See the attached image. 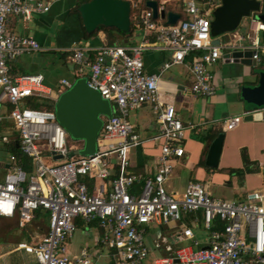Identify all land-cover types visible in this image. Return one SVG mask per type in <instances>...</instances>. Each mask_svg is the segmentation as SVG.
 Here are the masks:
<instances>
[{
	"label": "built area",
	"instance_id": "built-area-1",
	"mask_svg": "<svg viewBox=\"0 0 264 264\" xmlns=\"http://www.w3.org/2000/svg\"><path fill=\"white\" fill-rule=\"evenodd\" d=\"M56 1L0 0V104L9 106L5 114L0 112V142L10 134V140L32 162V170L27 172L11 153L0 168V216H16L21 227L38 212L48 216L42 237L34 244L20 243L18 248L33 254L36 264H144L149 249L143 225L157 219L180 221L184 213L201 210L207 225L218 220L222 230L211 231L207 247L180 248L174 256L157 259L155 264H176V260L178 264H264V187L233 201L213 197L199 182H190L181 196L167 190L175 162L185 155L186 126L175 105L160 99L159 76L148 73L143 60L150 51L168 53L161 68L166 72L192 56L190 92L211 97L216 93L212 67L224 53L251 50L253 61L263 60L264 21L252 14L245 33L221 37L215 45L210 24L221 0H183L186 17L175 24L154 18L151 9L140 10L138 2L130 0L131 17L133 13L143 35L140 42L106 43L95 48L83 41L67 48L77 70L73 80L61 79L58 93L70 88L77 78L86 77L89 86L112 106V116L103 117L96 152L81 156L70 153L76 148H69L68 134L57 121L54 106L46 110L25 104L31 97L47 98L44 75H13L10 64L24 53L42 50V46L33 36L11 30L9 18L29 21L33 15L48 13ZM164 9L161 4L159 10ZM145 104L153 105L158 126L153 139L161 142L159 167L148 176L129 170L131 150L144 142L130 115ZM241 119L227 118L224 128L234 129ZM44 150L50 159L44 157ZM77 219L98 223L102 231L99 243L107 249L108 262L87 248L69 254L68 241ZM183 234L191 237L192 231L185 228Z\"/></svg>",
	"mask_w": 264,
	"mask_h": 264
},
{
	"label": "crops",
	"instance_id": "crops-1",
	"mask_svg": "<svg viewBox=\"0 0 264 264\" xmlns=\"http://www.w3.org/2000/svg\"><path fill=\"white\" fill-rule=\"evenodd\" d=\"M136 1L140 10L149 9L146 6L147 0ZM156 1L159 6L164 4L166 13L179 15L178 21L186 17L183 0ZM78 3V0H58L46 14L33 15L26 22L20 17L11 16L8 22L11 30L33 36L42 46L40 51L24 53L12 60V74H43L49 92L46 99L53 104L60 95L58 87L61 79L73 80L77 70V66L69 59L67 48L70 46L60 45L57 36L68 13ZM158 18L162 19L160 16ZM163 20L166 22L167 17ZM132 22L135 26L133 36L117 38L118 45L135 44L142 40V31L136 26L133 13ZM248 22L249 18L244 19L236 31L223 35L222 39L245 33ZM261 36L264 42V31ZM86 42L98 48L108 43V34L99 30ZM57 56L58 60L55 59ZM168 57V53L159 51H150L143 56L145 70L159 76L160 99L175 105L178 117L186 126L183 140L185 155L175 162L174 172L166 181L167 190L181 196L190 182H199L206 186L213 197L233 201L243 200L247 193L263 188L264 158L261 157L264 156V120H244L245 114L254 107L247 105L241 97L243 86L257 85L258 79L253 72L255 66L243 62H225L222 58L212 67L215 95L193 96L190 92L192 56L187 58L185 64L162 72V64ZM233 116H241L242 119L234 129L226 130L224 121ZM156 119L152 104H145L130 115L136 131L144 139L140 146L130 152L131 172L148 176L153 175L159 167L161 142L153 139L158 133ZM222 132L225 137L219 164L217 167H210L206 164L210 145ZM2 164L4 163H0V168ZM135 191L140 192V186ZM47 217L46 213L39 212L30 223L21 227L16 216H0V264H36L34 255L19 249L18 245L36 243L46 232ZM142 228L149 249V257L144 264H155L157 259L174 256L180 248L207 247L211 231L222 230L223 224L215 220L207 225L203 211L198 210L184 213L180 221L163 222L157 219ZM185 228L192 231L191 237L183 234ZM77 230L89 239L82 240L74 247L72 238ZM75 232L68 241L69 254L74 255L81 248H87L101 261H109L106 257L107 249L99 243L102 231L96 222L87 224L82 221Z\"/></svg>",
	"mask_w": 264,
	"mask_h": 264
},
{
	"label": "water",
	"instance_id": "water-1",
	"mask_svg": "<svg viewBox=\"0 0 264 264\" xmlns=\"http://www.w3.org/2000/svg\"><path fill=\"white\" fill-rule=\"evenodd\" d=\"M146 6L151 9L153 17H167V24H175L179 15L159 10L156 0H147ZM131 2L130 0H89L78 6V11L85 30L94 33L100 27L117 28L122 32L131 30ZM255 14L264 21V2L259 0H221L213 11L211 20V34L213 44L219 45L223 35L236 31L242 21ZM226 37L225 39H227ZM253 51L235 50L223 54L225 62H243L254 65V74L258 79L255 86H243L241 97L247 105L254 107L245 114L244 120H264V61L256 63L252 60ZM59 124L68 136L74 140L83 141L79 149L81 156L92 155L97 150V139L103 125V117L112 116V106L104 99L100 92L89 86L86 77L77 78L73 85L61 93L54 105ZM224 133L218 134L210 145L206 164L217 167L221 155ZM61 158L57 156L56 159ZM178 262V260H176Z\"/></svg>",
	"mask_w": 264,
	"mask_h": 264
},
{
	"label": "trees",
	"instance_id": "trees-1",
	"mask_svg": "<svg viewBox=\"0 0 264 264\" xmlns=\"http://www.w3.org/2000/svg\"><path fill=\"white\" fill-rule=\"evenodd\" d=\"M80 4L81 2L78 3L77 6L73 10H71L68 13V16L65 18L63 26L57 36V41L60 45L71 47V45L79 41H88L93 36H95L96 32L99 30H104L107 32L109 44H118L117 38H121V37L129 38L133 36L135 32V26L133 22L131 23V30L129 32H122L114 27H111V28L100 27L98 28L96 32L91 33V34L88 33L83 26L80 13L78 11V6ZM25 104L28 107H31L34 109H46V110L51 109L54 106V104L51 103L48 99L38 98V97L29 98ZM216 133L217 132L214 133V136L216 135ZM9 136L10 135L5 136L3 140L4 141L3 146L10 149L11 153L17 156L20 165L25 171L31 172L32 170L31 159L21 151L20 146H18L16 142H12L10 140ZM4 166L5 165L2 164L1 168L3 169ZM81 224H82V220L77 219L76 226H80ZM96 224L98 225L97 222Z\"/></svg>",
	"mask_w": 264,
	"mask_h": 264
},
{
	"label": "rangeland",
	"instance_id": "rangeland-1",
	"mask_svg": "<svg viewBox=\"0 0 264 264\" xmlns=\"http://www.w3.org/2000/svg\"><path fill=\"white\" fill-rule=\"evenodd\" d=\"M55 59L58 60V56ZM70 67H71V65H70ZM0 91H1V89H0ZM8 107L9 106L6 105V104H0V112L5 114L6 110L8 109ZM3 143H4V141L0 142V163H4L5 164L9 160V157L11 155V151H10V149H8L5 146H3ZM67 144H68L69 148H71V147L76 148V150H71V152H70L71 154L72 153H77L78 154L79 149H81L83 147V145H84L83 141L74 140V139H72L69 136L67 138ZM43 152H44V157L50 159L47 151L44 150ZM261 158H264V156L261 157ZM84 239H89V237L83 235L80 230H77L75 232V234H74V237L72 238V242H73L74 247H76Z\"/></svg>",
	"mask_w": 264,
	"mask_h": 264
}]
</instances>
